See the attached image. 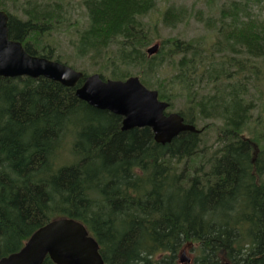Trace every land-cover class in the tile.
<instances>
[{
  "label": "trees",
  "instance_id": "obj_1",
  "mask_svg": "<svg viewBox=\"0 0 264 264\" xmlns=\"http://www.w3.org/2000/svg\"><path fill=\"white\" fill-rule=\"evenodd\" d=\"M248 2L215 18L171 3L152 20L157 0H79L78 27L69 1L0 0L8 38L28 54L83 76H137L199 129L159 144L149 127L122 130L120 116L77 98L83 78L0 77V258L71 218L103 264H264V22ZM188 16L208 32L160 37L159 23L175 29ZM72 26L70 52L54 54L44 35Z\"/></svg>",
  "mask_w": 264,
  "mask_h": 264
},
{
  "label": "water",
  "instance_id": "obj_2",
  "mask_svg": "<svg viewBox=\"0 0 264 264\" xmlns=\"http://www.w3.org/2000/svg\"><path fill=\"white\" fill-rule=\"evenodd\" d=\"M8 15L0 10V77H44L66 87H76L75 95L88 105L121 117V129L149 127L159 144L169 143L183 131L199 132L177 112H166L169 103L158 99L156 90L147 88L137 76L125 80L83 76L58 61L29 55L21 42L8 38ZM159 44L149 47L147 55L157 52ZM48 257L54 264H103L99 245L85 226L71 218H58L37 228L14 253L0 258V264H42ZM182 262L189 261L185 253ZM223 264H229L224 262Z\"/></svg>",
  "mask_w": 264,
  "mask_h": 264
},
{
  "label": "rangeland",
  "instance_id": "obj_3",
  "mask_svg": "<svg viewBox=\"0 0 264 264\" xmlns=\"http://www.w3.org/2000/svg\"><path fill=\"white\" fill-rule=\"evenodd\" d=\"M23 0H19V2H22ZM69 1L71 3V22H74L76 25L78 24V27H82L85 24V12L81 5H79V0H65ZM235 0H157V6L156 9L150 14L152 17V20H156L157 18H160V15L162 11L165 9V7L171 3L175 5H183L188 10H193L195 12L200 11L201 15L203 17H217L219 14V10L224 7H229L230 3H233ZM238 1V0H236ZM244 1V0H242ZM249 8L248 13L252 14L258 18H260L264 22V0H249L248 2ZM10 13L12 15L18 16L17 12L14 8L9 7ZM189 18L186 19L183 24H180L175 29L170 28H164L160 23L158 24V30L160 37H168V36H179L185 39H188L193 36H199L203 35L208 32V30L204 27V25L198 21L197 18L194 16H188ZM74 26L70 27L68 30L60 33V34H54L50 37H47L44 35L43 42L44 44H50L53 46L54 54H62L63 56L65 54H68L69 51V45L68 41L69 39L73 38L74 36ZM159 39L154 41L151 45H149L146 50L151 47L154 43H159ZM149 56V55H148ZM151 56V55H150ZM73 63V62H71ZM91 74V73H90ZM178 111V105H175L174 108L168 109L167 112H173ZM202 124H198V127H200ZM183 252L181 253V255ZM185 257L190 258V261L193 260L194 253L193 251L188 247L186 249ZM181 259V256L179 257ZM182 263H189V261H184Z\"/></svg>",
  "mask_w": 264,
  "mask_h": 264
},
{
  "label": "flooded vegetation",
  "instance_id": "obj_4",
  "mask_svg": "<svg viewBox=\"0 0 264 264\" xmlns=\"http://www.w3.org/2000/svg\"><path fill=\"white\" fill-rule=\"evenodd\" d=\"M20 42V41H19ZM21 44L23 45V47H25L24 45L26 44L25 42H21ZM30 46L33 48V45L31 43H29ZM26 51V50H25Z\"/></svg>",
  "mask_w": 264,
  "mask_h": 264
},
{
  "label": "bare ground",
  "instance_id": "obj_5",
  "mask_svg": "<svg viewBox=\"0 0 264 264\" xmlns=\"http://www.w3.org/2000/svg\"><path fill=\"white\" fill-rule=\"evenodd\" d=\"M230 264V263H229Z\"/></svg>",
  "mask_w": 264,
  "mask_h": 264
}]
</instances>
